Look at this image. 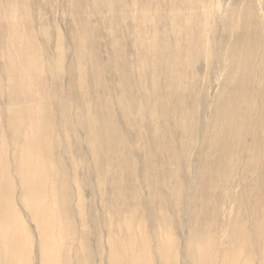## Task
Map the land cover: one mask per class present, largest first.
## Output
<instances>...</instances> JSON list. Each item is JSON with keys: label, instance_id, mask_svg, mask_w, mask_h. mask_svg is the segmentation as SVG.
I'll use <instances>...</instances> for the list:
<instances>
[{"label": "bare ground", "instance_id": "bare-ground-1", "mask_svg": "<svg viewBox=\"0 0 264 264\" xmlns=\"http://www.w3.org/2000/svg\"><path fill=\"white\" fill-rule=\"evenodd\" d=\"M98 1L108 4L110 20L115 22V14L120 12V31L131 38L135 36L137 57L134 56L136 59L129 66L139 89L141 107L136 111L141 112L142 120L149 113L148 119L141 123L156 136L154 141H146L149 148L151 144L157 148L160 142L165 143L166 138L162 140L158 136L162 131L167 138L171 137L170 143L175 147L178 142L173 134L181 128L192 141L190 144L202 149L198 157L193 156L197 159H190L192 170L189 166L186 169L192 171L189 181L184 174L186 178L175 177L178 182L174 180L172 184L171 180L165 190L162 183L158 187L163 188L159 192L162 206L159 212L171 211L180 217L178 233L174 228V233L168 232L167 223L171 225L173 221L170 214L167 222L162 220L163 215L154 216L147 222L146 232L140 223L133 224L123 218L124 223L122 219L110 223L117 232L113 234L111 227L108 228L103 242V251H107L105 261L107 264H264V0H143L139 6L136 0ZM31 5V0H0V264H87L88 249L80 246L83 238L80 227L84 229L88 222L79 192L81 177L73 172L72 176L77 178L73 179V186L62 167L68 158L72 163L76 160L68 155L69 147H62L61 139L76 142L75 134L70 132L75 130V117L79 113L75 107L77 101L71 102L68 97V102L62 101L52 94L46 18L38 12L31 14ZM149 8L153 9L152 14ZM164 15L169 22L162 19ZM117 61L113 60V67L118 65ZM58 65L61 66V61ZM60 72L58 69L55 73L56 82ZM159 80L162 88L160 85L156 89L152 84V91L151 81ZM182 98L197 103L196 116L193 109H177L174 103V108H168L172 100L178 104ZM122 102L119 100L111 106L121 107ZM85 106L81 120L90 147L88 160L98 170L94 148L98 146L103 151L105 147L98 143L100 138L92 130L97 127L96 118L90 115V106ZM156 114L166 119L165 131H160L158 120L152 121ZM127 115L120 116L127 119L130 116ZM186 117H192L189 128L188 124L184 126ZM108 142L106 147L111 144L112 147V141ZM179 143L180 152L183 144L181 140ZM110 151L113 155L115 150ZM166 151L163 149L159 154L163 167L171 168L172 162L173 167L176 162L182 163L177 160L181 153ZM164 171L162 181L166 185L165 179L172 177ZM176 172L175 176L179 174ZM67 187L72 189L76 204H70L72 197L64 193ZM180 192L183 198L175 203L180 208L170 210L175 209L174 204L164 207ZM108 208L105 211L110 215ZM190 220L194 226L189 225Z\"/></svg>", "mask_w": 264, "mask_h": 264}, {"label": "rangeland", "instance_id": "rangeland-1", "mask_svg": "<svg viewBox=\"0 0 264 264\" xmlns=\"http://www.w3.org/2000/svg\"><path fill=\"white\" fill-rule=\"evenodd\" d=\"M136 1H137L138 6H139V2L141 1V3H142L143 0H136ZM100 3H102V4H100ZM31 4H32L31 10L33 12L31 14H37V12H38L46 18L44 21H45V23H47L46 27H48V32H49V37H48L49 43H48V50H47V53L49 54V56L47 58V61L49 62L48 63V65H49L48 79H49L50 83L53 84V85L49 84L50 87L53 89L52 94L56 95L57 97H60V99L62 101L63 100L67 101L68 99L71 100V102L77 101L76 102L77 104L75 103V107L79 113L77 115V118L75 117V124H74L75 130H74V132H70V135L75 134L74 136L76 137V142L71 141L70 138H68L69 141L66 139V140H64V142H63V139H61L62 147H69L70 148L68 150L69 151L68 155H70V157H72V158L75 157L76 160H74V161L75 162L77 161V163L76 164H75V162L72 163L73 160L71 161V159L68 158L67 162L65 164H62L63 165L62 167H63L64 171L66 172L67 178L69 179L70 183L72 185L74 184L73 186H75L73 179H77V178L73 177L72 174L74 175L76 173L75 174L76 177H81L80 178L81 189L79 190V192L82 194L81 197L83 200V207L87 211V215H84V216L87 217V219H88V222H86L88 225L86 224L84 229L83 228L81 229V227H80L83 238L81 236H79V237L82 238L80 246L82 248L88 249L87 253H86V258L88 260L87 264H96L97 262L102 263L103 261H104L103 264H107V261H105L107 251H105V250L103 251V247L105 246V243H103V242H105V238H106L108 231L111 230V233H113V234H116V232H117V231H115L116 228L112 227L110 225V223L111 224L117 223L121 219L124 223L125 220L123 218L130 219L133 224L134 223H140V226L142 227L143 232H146V224L148 221H152L154 219V216H157L159 218L160 215H163L162 220L164 219L163 221H166L167 217L170 214V220L171 221L173 220L172 224H174V225H172V224L170 225L169 223H167V225H169L167 228L169 234L174 233V231L177 232V229L179 231V225L181 223L180 217H177V215L173 214L171 211H169V212L164 211L163 213L159 212L160 207H162L159 204V202H160L159 195H161L160 193H161L162 189L171 183V180H173L172 184H174L173 182H175L176 179L178 180V177H179V180H181L182 177L184 179V178H186L185 176H187V179H185V180H187V181L190 180V178H191L190 176H192L191 175L192 171L189 173V170L190 169L192 170L191 167L193 166V165H191V166L189 165V164H192L190 159L191 158L194 159V158L198 157V153H200V151L202 149L199 150V148L190 144V143H192V141L190 142V138L186 135V131H183V129H181V128L176 129V132L178 134L176 133V135H175V133H174L173 137L178 142L177 144L176 143L174 144V145H176L175 147H177V148H178V144H180L179 141L181 140V142L183 144V148L181 149V151L183 152V154L181 151L179 152V148H178V150H176L177 148H175L170 143L171 137L167 138L166 134L163 131H162V133L158 132V136L162 140H164L166 138L165 143H166V141H168L167 144H165L164 141H162L163 144L160 142L157 148L153 144H151V149H150L148 144L146 143L147 140H153L154 141L156 136L153 135L150 130H148V129L146 130L143 126V123H141L144 120V118L148 119L149 113H145L146 116L144 115V118L142 120V117L140 115L141 112L136 111V110L139 111V109H138L139 106L141 107V103L138 102L139 101V95H138L139 89L136 88L137 87L136 75L131 72V68L129 66L130 63L132 64V62L136 59L135 57H137V56H135V55H137V50L135 49L137 47H136V45H134L135 44L134 41L136 39H134L135 36L131 35V36H133L132 37L133 39H132L130 37V34L128 35L125 33V31H124V33H122L120 31L122 28V27H120L122 24L120 21V18H119L120 12H117L115 14L116 21L114 22V21L110 20V16L112 13H110L111 11L107 9L108 4L105 2H100L98 0H72V2H71V0H31ZM140 5H142V4H140ZM96 6H98L100 8L98 9V7H96ZM104 7H105L106 11L104 10ZM150 7H152V6H150ZM148 11H149V13H150V11L153 12V9L149 8ZM150 14H152V13H150ZM104 17L106 19H104ZM162 17H163L162 19H165V20H167V22H169V19H166L165 15ZM72 19H74V21ZM113 19H114V15H113ZM104 21H106V22H104ZM108 21H110V23H108ZM102 22H103V24H102ZM75 25H76L77 29H75L76 28ZM116 25L118 27H116ZM110 27H112V28H110ZM108 29H112V31H114V33L110 32L111 30L109 31ZM103 30H106V32H104ZM108 31H109V33H107ZM59 34H61V44H62L61 45L62 46L61 54H60V52H58V48H59L58 45L60 42ZM121 34L124 36V39H122L123 36ZM111 36H113V37H111ZM110 37H111V39H109ZM114 37H116V39L118 38L117 39L118 42L116 41V39ZM111 40H113L114 42ZM121 40H122V44H121ZM115 43H116V45H115ZM119 44L122 46L120 47ZM112 45H114V47ZM118 46H119V48H118ZM111 48H112V51H111ZM131 48L135 49V50L132 51ZM123 51H124V53H123ZM58 53H59V55H58ZM79 54H81V55H79ZM114 56H115V58H114ZM78 57H80L79 58L80 61H79ZM89 58H90V62H89ZM118 59H119V61H117ZM120 59H122V60H120ZM113 60H115V62L117 61L118 65L116 63V66L113 67L112 66ZM58 61H61V66L58 65ZM90 63L92 65V67L90 66ZM76 66H77V68H76ZM78 66H81V67H78ZM117 66H119V67H117ZM69 68H72V70H70ZM119 68L121 69V71ZM58 69L59 70L61 69L62 73L61 72L59 73V76H60L59 81L56 82L55 81V73H56V71H58ZM64 69H67L69 71L65 72ZM80 69H81V71H80ZM113 69H115L117 71L114 72V71H112ZM118 72H120L119 73L120 75L118 74ZM75 73H77L78 75ZM50 77L53 78L52 82L50 80ZM151 79H152V77H151ZM160 81L161 80H159L158 83H160ZM220 82H221V80H220ZM158 83H156V82L152 83V81H151L150 88H152V91H153L152 84H154L156 89H157V87H160V85H161L160 88H162V86H163L162 82L160 84H158ZM67 97H68V99H67ZM119 100H123L122 104L126 108L122 107V104H121V107H120V105L119 106L118 105L111 106V105H113V103H116ZM172 101L169 103L172 106L167 105L168 108H170V107L174 108V104L176 105L177 109L180 107H182L183 109H185V108L190 109L191 108V109H193V116H196L195 115L197 113L196 111L199 110L198 105L194 100H188V99L186 100V98H182L178 104L174 100H172ZM180 103H181V105H180ZM186 103H187V106H186ZM87 104H88V106H90V115L95 116L96 121H97V124H96L97 127H93V128L91 127V128H92V130H94V133L96 134V136L98 138H100V139L97 138L99 140L98 143L99 144L101 143V146L104 145L105 148H102L103 151L105 149H107L106 150L107 156H106L101 149H98V146H95V148H94L97 150L95 157H96V164L98 166V170H97V168H94L95 164L92 166L91 165L92 162H90V160H88L89 159V156H88L89 153L88 152H89L90 147L88 144V139L86 140V137H85V131L86 130H84V127L82 125V120H81V116L83 115L81 113H82V111L86 112V106L85 105H87ZM108 104H110V105H108ZM131 104H133V105H131ZM182 105H184V106H182ZM122 108H123V110H120ZM195 109H197V110H195ZM211 110L212 109L210 107V109L208 110L209 111L208 114L211 112ZM175 111H173V112L177 116L178 112L176 109H175ZM85 112H84V117H85ZM155 113H157V111ZM124 114H125V117L127 114L130 116L127 115L128 117H127V119H125V118H123ZM120 115L123 117H121ZM139 116L141 119L139 118ZM156 116H157V118L153 117L154 119L152 121H154L155 119L158 120L157 122H159V124L161 126L160 131L161 130L165 131L167 128L166 119L163 117H160L157 114H156ZM158 117H160V118L158 119ZM162 118L164 119V121H162L163 120ZM189 118L191 120L192 117H186V119L184 121V126L186 124H188V122H189V124H191ZM122 119H124L125 121ZM134 120H135V123H134ZM123 121H124V123H123ZM128 121L132 122V123L129 122L131 125L128 123ZM126 122L128 123V125L126 124ZM162 124H164V125L162 126ZM189 124L186 126L187 128H189V126H190ZM125 125H127V126H125ZM104 127H105V129H104ZM141 129H142V131H141ZM83 130H84V132H83ZM173 130H174V128L172 129V131ZM79 132H81L83 138H81V134ZM149 132H150V135L147 134ZM177 135H179V136H177ZM106 140L107 141L110 140V142L112 141L113 146L111 147V145H112L111 144L110 147L107 148L106 147ZM66 141H67V143H66ZM82 142H84V143H82ZM110 142H108L107 144H110ZM124 142H125V146H124ZM169 144H171V145L169 146ZM83 145L86 148V151L84 150L85 148L83 147ZM171 146H173L175 148V150ZM168 147H171L168 150L171 153H173L172 151H174V153H175V151L181 153L179 155H178V153H175L178 155L177 160H179L180 162L182 160V163L176 162L174 164V167H173V162H172L173 169H171L172 167L168 168V166H164L165 167L164 168L163 165H161V161H160V157H159V154H161V151L163 149L166 151V148H168ZM191 147H192V149H191ZM108 149H110V150L112 149L113 151L115 150L114 151L115 153L112 152L113 155L111 154L113 157L109 154V153H111V151ZM99 150H101V151H99ZM189 150H190V152H189ZM168 151H166L167 154L169 153ZM70 152H73V153L70 154ZM184 152H186L188 156ZM150 153L153 154L152 158H151ZM190 153L192 156H190ZM72 154L74 156H71ZM194 155H196V157H193ZM104 156H106V157H104ZM181 157H183V159L188 157L187 158V160H189L188 163H186V161H187L186 159H185L186 160L185 161V160L181 159ZM80 160H81V162H80ZM183 161H185V163ZM177 163H178V165H177ZM180 164L181 165L183 164L182 167ZM176 165L180 166V168H178ZM184 165H185V167H184L185 169L183 168ZM196 165H197V162L194 166H196ZM175 166L178 169H176ZM188 166L190 168H188ZM91 167L93 168V170ZM187 168L189 170H186ZM73 169H74V171H72ZM170 169L172 170L171 171L172 174L169 172ZM107 171H109V173ZM163 171L164 172L168 171L170 174L169 176L172 177V178L165 179L166 185H165V182L162 181V177L164 176ZM176 171L179 174L180 173H182V174H180V175L176 174V176H175L174 172H176ZM73 172H75V173H73ZM193 172H194V169H193ZM70 173H71V175H70ZM184 174H186V175L184 176ZM155 177H156V179H155ZM175 177H176V179H175ZM167 181H170V182H167ZM176 182H178V181H176ZM161 183L164 186H162ZM159 185L163 187V188L161 187L162 189L160 188L161 191H160V189H158V187H160ZM70 187L72 188V186H70ZM71 188L67 187V191L65 190L64 193H67L66 196L70 195L69 197H72L70 204H71V202L76 204L74 199H73V198H75L74 194H73L74 197L71 196V194L73 193ZM188 188H189V186H188ZM155 190H157V191H155ZM163 190H165V188ZM192 194H193V192H192ZM169 197H170V199L172 198V196H169ZM177 197H178V199H177ZM181 198H183V196L181 197V192H180L178 194V196H176V198L173 197L170 202H168L167 204L164 202L165 204H163V205H164V207H166L165 205H170V206L175 205L176 206L175 203L177 202V200L180 201ZM172 204H174V205H172ZM106 207L110 208V210H111L110 215L105 211ZM84 208H83V211L85 213ZM176 208H180V206H176L175 209L173 207L170 210L176 211ZM107 216H108V218H107ZM135 216H136V218H135ZM164 216H165V218H164ZM84 220H86V219H84ZM191 223H193L192 220H190L189 225H191ZM143 224H144L145 228L143 227ZM191 226H194V224H192ZM103 227H104V229H102ZM110 227H111V229L108 230V228H110ZM172 228H174L173 229L174 231L172 230ZM122 229H123V227H122ZM101 230H103V232H101ZM171 230H172V232H171ZM177 236H178V239L179 238L181 239L180 233ZM174 237H176V235H174ZM77 239H78V237L76 236V239H75L76 242H77ZM101 240H102V242H101ZM81 244H83L84 246ZM176 246H177L176 248L179 247L178 244ZM93 249H95V251L97 252V255H94ZM105 252H106V254H105ZM89 253H90V256H89ZM77 257H79V256H77ZM96 257H98V259H96ZM89 258H90V260H89ZM95 260H97V261H95Z\"/></svg>", "mask_w": 264, "mask_h": 264}]
</instances>
